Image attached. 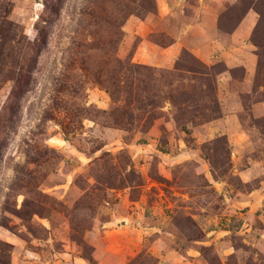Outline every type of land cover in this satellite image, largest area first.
Masks as SVG:
<instances>
[{"label":"rangeland","instance_id":"obj_1","mask_svg":"<svg viewBox=\"0 0 264 264\" xmlns=\"http://www.w3.org/2000/svg\"><path fill=\"white\" fill-rule=\"evenodd\" d=\"M128 3L0 0V262L264 264V0H137L118 58L219 70L218 117L158 99L148 129L93 82Z\"/></svg>","mask_w":264,"mask_h":264},{"label":"trees","instance_id":"obj_2","mask_svg":"<svg viewBox=\"0 0 264 264\" xmlns=\"http://www.w3.org/2000/svg\"><path fill=\"white\" fill-rule=\"evenodd\" d=\"M128 2L125 6V12H113L111 16V27L107 32L109 50L107 72L103 75L102 68L97 67L93 77L94 84L105 90L116 105L110 113H102L112 119L110 126H120L117 112L119 108L128 107L132 110L143 111L140 119L143 122L142 126L145 129L150 128L158 114L156 111L162 107L158 105V99L163 100V102L167 100L173 107H179L178 104L182 103L184 113L180 110L178 116L189 115V120L199 117L202 121H208L218 117L215 78L219 72L217 67L205 65L186 51L182 52L176 66L167 71L138 65L132 63L131 59L121 60L118 58L117 47L122 39V18L126 15L141 16L152 13L150 12L152 8H148L145 4L136 3L137 0H128ZM130 4H133V7H130ZM37 32L36 42L44 45V41L42 42L40 39L42 37L41 30L37 29ZM93 38L97 43L102 40L98 33L94 34ZM257 78H259V72ZM183 79L188 83L178 85L177 83ZM178 90H181L180 102L175 101ZM175 92L177 93L175 94ZM156 98L157 100H155ZM119 102L122 103L121 107ZM144 108H149V110L144 111ZM26 204L24 200L22 208H27ZM26 213L43 215L37 210L26 211ZM0 251L4 252L1 248ZM0 264H8V262H0Z\"/></svg>","mask_w":264,"mask_h":264}]
</instances>
